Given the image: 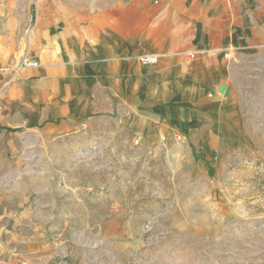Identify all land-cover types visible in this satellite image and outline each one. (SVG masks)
<instances>
[{"label":"rangeland","instance_id":"obj_1","mask_svg":"<svg viewBox=\"0 0 264 264\" xmlns=\"http://www.w3.org/2000/svg\"><path fill=\"white\" fill-rule=\"evenodd\" d=\"M228 59L244 135L217 170L111 120L0 130V264H264V54Z\"/></svg>","mask_w":264,"mask_h":264},{"label":"crops","instance_id":"obj_2","mask_svg":"<svg viewBox=\"0 0 264 264\" xmlns=\"http://www.w3.org/2000/svg\"><path fill=\"white\" fill-rule=\"evenodd\" d=\"M233 53L264 54V0H3L0 130L111 120L125 141L217 170L244 135ZM22 58L38 67L15 69Z\"/></svg>","mask_w":264,"mask_h":264},{"label":"built area","instance_id":"obj_3","mask_svg":"<svg viewBox=\"0 0 264 264\" xmlns=\"http://www.w3.org/2000/svg\"><path fill=\"white\" fill-rule=\"evenodd\" d=\"M39 1H48V0H39ZM197 54L195 52H187L184 56L191 60L195 58ZM228 56V52L224 54V57ZM159 55L157 54H147V55H140L137 57L138 62L143 66H151L155 65L158 61ZM38 67V62L35 59L30 58H22L18 64L15 66V69H32ZM4 76V69L0 68V78ZM82 129H85L86 126L82 124Z\"/></svg>","mask_w":264,"mask_h":264},{"label":"water","instance_id":"obj_4","mask_svg":"<svg viewBox=\"0 0 264 264\" xmlns=\"http://www.w3.org/2000/svg\"><path fill=\"white\" fill-rule=\"evenodd\" d=\"M219 92L222 93L224 96H228L229 88L226 87V85H222V86L219 88Z\"/></svg>","mask_w":264,"mask_h":264}]
</instances>
